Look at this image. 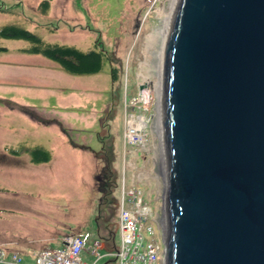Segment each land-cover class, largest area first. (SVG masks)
I'll return each mask as SVG.
<instances>
[{
  "label": "rangeland",
  "instance_id": "374dc122",
  "mask_svg": "<svg viewBox=\"0 0 264 264\" xmlns=\"http://www.w3.org/2000/svg\"><path fill=\"white\" fill-rule=\"evenodd\" d=\"M170 6L171 0H0V30L17 26L45 44L107 56L99 74L75 76L32 54L28 42L0 40V246L20 251L28 264H35V253L27 249L56 233L88 236L89 244L104 245L100 264H118L109 256L121 244L118 204L123 181L130 188L134 174L143 180L137 184L154 220L164 219L166 159L155 128L162 100L153 84L163 48L158 11ZM141 93L151 104L138 112L153 124L147 151L139 153L125 148V117L127 104ZM36 149L47 152L50 163L25 166ZM106 165L113 173L103 197L95 181ZM162 220L161 231L153 223L161 244ZM49 247L64 244L60 238ZM84 260L93 264L95 257Z\"/></svg>",
  "mask_w": 264,
  "mask_h": 264
},
{
  "label": "water",
  "instance_id": "95a60500",
  "mask_svg": "<svg viewBox=\"0 0 264 264\" xmlns=\"http://www.w3.org/2000/svg\"><path fill=\"white\" fill-rule=\"evenodd\" d=\"M162 90L164 264H264V0H179Z\"/></svg>",
  "mask_w": 264,
  "mask_h": 264
},
{
  "label": "built area",
  "instance_id": "2783aa9c",
  "mask_svg": "<svg viewBox=\"0 0 264 264\" xmlns=\"http://www.w3.org/2000/svg\"><path fill=\"white\" fill-rule=\"evenodd\" d=\"M151 104L150 97L141 93L134 97L132 105L127 104L125 117L126 133L125 148L146 152L149 140V131L152 126L151 116H146L147 106ZM133 155H131L132 157ZM136 154L133 156L135 158ZM128 162V161H127ZM126 162L127 169L136 170L133 162ZM130 188L127 180L122 183V199L119 203V233L120 247L109 256L118 264H164L165 247L159 242L157 231L153 223H158L161 231V220L153 218V209L145 200V191L137 184L135 177ZM163 235V233H162ZM104 245L100 242L89 244V237L83 234L68 237L64 240L62 249L45 248L35 254V264H88L83 260L87 253L95 257L93 264H100L106 256L100 254ZM0 264H28L19 252L9 251L0 246Z\"/></svg>",
  "mask_w": 264,
  "mask_h": 264
},
{
  "label": "trees",
  "instance_id": "16d2710c",
  "mask_svg": "<svg viewBox=\"0 0 264 264\" xmlns=\"http://www.w3.org/2000/svg\"><path fill=\"white\" fill-rule=\"evenodd\" d=\"M22 40L28 42L31 47V53L40 55L55 64H57L65 72L75 76H93L97 75L104 69V63L107 60V56L103 51H91L89 53L82 52L75 48L68 46L49 45L45 44L35 34L22 29L17 26H9L0 30V40ZM3 51L0 49V52ZM113 81L117 80L116 70H112ZM27 114V111H24ZM29 115V114H28ZM33 118L32 115H29ZM15 155H19V152H13ZM35 163H49L50 155L43 149H36L33 151ZM103 173H97L96 175V190L105 196V192L109 189V182L111 181V173L113 170L111 165L103 167ZM108 172V179L106 181L102 178V174ZM117 187V185H116Z\"/></svg>",
  "mask_w": 264,
  "mask_h": 264
},
{
  "label": "bare ground",
  "instance_id": "6f19581e",
  "mask_svg": "<svg viewBox=\"0 0 264 264\" xmlns=\"http://www.w3.org/2000/svg\"><path fill=\"white\" fill-rule=\"evenodd\" d=\"M178 1L179 0H171V6L169 7L170 11H167L166 9L158 11L160 18L163 20V23H164V26L159 31V35H158V38L161 37L163 40V43H162L163 48L158 55L159 56L158 57L159 63L155 67L157 72H158V77L156 80L157 82L155 84H153L154 85V91H155L157 98H158V102H159V100L161 102L162 97H163L162 85H163V76H164V68H165V52H166V48H167V42H168V38H169V32H170V28H171L172 19H173L175 8L177 6ZM154 38L155 37H151V39H154ZM161 78H162V82H161ZM145 82H149L148 77L145 79ZM157 116H158V120H157V126L155 128H156L157 132L160 135H162V151H163L164 150V142H163L162 105H161V114L160 115L158 114ZM161 126H162V129H161ZM162 154H163V159H165L164 158L165 153L163 152ZM165 163H166V161H165ZM163 223H165L164 219L162 220V225H163Z\"/></svg>",
  "mask_w": 264,
  "mask_h": 264
},
{
  "label": "crops",
  "instance_id": "0c3cea01",
  "mask_svg": "<svg viewBox=\"0 0 264 264\" xmlns=\"http://www.w3.org/2000/svg\"><path fill=\"white\" fill-rule=\"evenodd\" d=\"M44 58V57H43ZM46 59V58H45ZM48 60V59H47ZM50 61V60H49ZM63 70V69H62ZM64 71V70H63ZM94 76V75H93ZM50 163V162H49ZM49 163H35V162H31L28 163L26 162V165L25 166H29L31 167L32 165L35 166V167H38L40 165H44V164H49ZM74 236V235H73ZM68 237H72V236H68L67 234L65 235H60V233H56V234H51L49 237L45 238L43 241H41V243L43 244H40L38 246H36L35 248L33 249H27L28 252H32V253H38L40 251H42L43 249L45 248H48L50 244H53V241L57 242L60 238L62 239L63 241V244H64V240ZM18 252V251H16ZM20 252V251H19ZM89 254L87 253H84L83 254V260H84V257H87ZM85 261V260H84Z\"/></svg>",
  "mask_w": 264,
  "mask_h": 264
}]
</instances>
